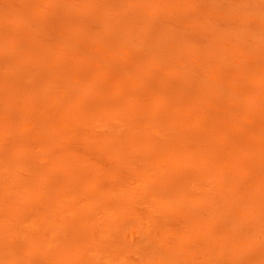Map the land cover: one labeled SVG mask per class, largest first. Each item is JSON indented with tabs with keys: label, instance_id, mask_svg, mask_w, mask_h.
Listing matches in <instances>:
<instances>
[{
	"label": "rangeland",
	"instance_id": "rangeland-1",
	"mask_svg": "<svg viewBox=\"0 0 264 264\" xmlns=\"http://www.w3.org/2000/svg\"><path fill=\"white\" fill-rule=\"evenodd\" d=\"M0 264H264V0H0Z\"/></svg>",
	"mask_w": 264,
	"mask_h": 264
}]
</instances>
